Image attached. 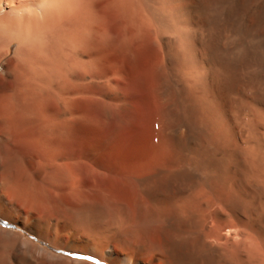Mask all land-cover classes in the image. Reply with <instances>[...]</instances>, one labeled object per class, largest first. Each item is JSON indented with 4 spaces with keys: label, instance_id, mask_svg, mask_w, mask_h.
Returning a JSON list of instances; mask_svg holds the SVG:
<instances>
[{
    "label": "bare ground",
    "instance_id": "obj_1",
    "mask_svg": "<svg viewBox=\"0 0 264 264\" xmlns=\"http://www.w3.org/2000/svg\"><path fill=\"white\" fill-rule=\"evenodd\" d=\"M207 4L0 0L1 79L58 107L37 157L0 148V217L51 250L0 227V264H91L64 252L100 264H264V0L224 14ZM235 9L245 28L260 26L257 47L235 30ZM101 34L126 94L110 90L122 125L99 155L69 125ZM101 189L109 206L80 199Z\"/></svg>",
    "mask_w": 264,
    "mask_h": 264
},
{
    "label": "rangeland",
    "instance_id": "obj_2",
    "mask_svg": "<svg viewBox=\"0 0 264 264\" xmlns=\"http://www.w3.org/2000/svg\"><path fill=\"white\" fill-rule=\"evenodd\" d=\"M236 2L237 0H208L206 11L208 13L219 12L220 14H224L225 10L230 6H235ZM240 15H242V19H240ZM231 18L233 26H236H234L235 30L238 29L237 31L239 33H242L243 30H246V32L250 31L249 35L246 37L247 40L249 39L247 45L250 48L259 45V38L264 40V36L257 38L250 35L252 29L258 30V27L260 28V26L255 24V26H252V29H250L251 27L249 29L245 28L246 25L243 24L245 23V18L239 10H233ZM214 30L215 32L220 31L219 27H214ZM234 37L237 36L232 35V38ZM105 40L104 34H101L100 39L94 43V47H96V55L94 56V64L89 70L93 77L78 82L76 100L74 104H72L77 110L78 119L75 123L72 122L73 124L69 125L76 127L82 150H84V152L94 151L99 155L105 153L109 147L110 125H122V110L115 112L110 109V90H116L121 96H125L126 94L125 87L120 83L122 78L121 70L113 64L111 59V49L110 52L106 50L104 44ZM240 52L238 53V56H241L242 51ZM3 72L0 64V74H3ZM22 85L23 84L19 82L12 83L4 81L0 76V146L8 145L9 147H12V150L14 149V152L18 150L19 154L26 149L27 152H30L37 157L42 146H48L49 140L50 142L54 141L51 137L47 138L42 131L46 127L54 125L53 123H55L56 119L54 117L57 116L58 107L51 100H38L35 96L25 92V90L24 93H20V90L23 92L22 88L25 89ZM31 104L33 106L32 108H30ZM26 107L27 109L24 111V108ZM9 117L11 119L10 123L7 122ZM67 124L71 123L69 122ZM9 136L11 137L10 139H8ZM38 167L39 164L36 162H33L32 166L29 165L24 167V176L29 178L33 174V171L37 170ZM20 173H22V170ZM20 173V176L23 175ZM43 173L46 177V179H44L47 183L51 184L55 182L54 180L57 177L55 172L45 170ZM47 179L50 182H48ZM98 191L91 194L85 193L87 195H81L82 198L80 196V199L87 203L90 201V204L109 206L110 190L107 191L101 189ZM46 194L51 196L52 190H48ZM37 195L40 197V192H37ZM124 207L125 210H128L126 211L127 216L125 221L130 223L133 220V217H135L133 215L136 214L137 204L133 201H127L124 202ZM0 227L12 230L17 234L24 233L20 236L21 239H28L32 241V243L48 247L46 242L36 238L31 232L24 229H18L14 224L1 217ZM48 249L50 248L48 247ZM64 254L70 256L69 253L64 252Z\"/></svg>",
    "mask_w": 264,
    "mask_h": 264
},
{
    "label": "snow or ice",
    "instance_id": "obj_3",
    "mask_svg": "<svg viewBox=\"0 0 264 264\" xmlns=\"http://www.w3.org/2000/svg\"><path fill=\"white\" fill-rule=\"evenodd\" d=\"M69 255L73 259H85V260L91 261V264H100L99 261H97L94 257H91V256H81V255L76 254V253H69Z\"/></svg>",
    "mask_w": 264,
    "mask_h": 264
},
{
    "label": "crops",
    "instance_id": "obj_4",
    "mask_svg": "<svg viewBox=\"0 0 264 264\" xmlns=\"http://www.w3.org/2000/svg\"><path fill=\"white\" fill-rule=\"evenodd\" d=\"M7 146H8V145H7ZM7 146H0V148H1V150H3V149H8Z\"/></svg>",
    "mask_w": 264,
    "mask_h": 264
}]
</instances>
